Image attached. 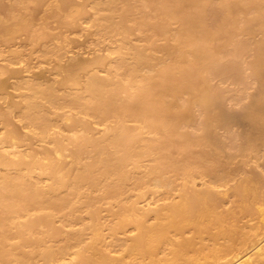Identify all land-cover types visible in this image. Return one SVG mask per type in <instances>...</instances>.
Listing matches in <instances>:
<instances>
[{
	"label": "bare ground",
	"instance_id": "bare-ground-1",
	"mask_svg": "<svg viewBox=\"0 0 264 264\" xmlns=\"http://www.w3.org/2000/svg\"><path fill=\"white\" fill-rule=\"evenodd\" d=\"M68 1L62 0V4ZM87 1L97 9L108 10L104 17L108 20L110 28L126 32L130 31L126 20L132 17L135 9H141L140 17L132 18L137 27L144 29L152 26L157 33L170 34L164 44H154L165 56L159 59L161 66L157 74L148 72L140 75L141 67L149 64L153 57L147 54L146 48L132 45L125 36L123 44L112 50L121 55L117 68H122L131 80L127 83L121 78H116L115 73H110L107 77L92 74L87 79L85 93L70 98L71 103L87 114L100 119L109 116L117 118V124L111 131L97 139L90 135H75L73 140L77 144V150L73 157L76 161L90 145L98 147L100 153L73 181L57 179L45 190L25 180L22 174L0 176V227H3L0 230V261L3 262L16 261L19 264H27L31 260L30 256L35 251L26 250L24 246L42 241L38 236H34L39 225H48L46 236L59 232L51 226V212L39 213L35 220L29 221L18 230L21 243L18 246L9 245L6 229L9 222H4L3 211L20 213L33 208H62L71 196L79 193L83 183H89L91 179L96 178L93 175L95 166L99 169L97 175L104 174L122 179L121 175L127 173L125 165L128 162L131 161L137 166L139 157L153 155L155 165L148 169L147 176L155 184L168 187L170 181L157 169L165 170L166 163L163 160L171 157L172 151L176 149L179 153L186 151L187 156L176 159L170 166L177 170H187L189 173L199 169L198 174L205 173L222 179L223 176L217 173L216 169L221 156L217 151L221 150V138L216 128L227 125L229 116L219 93L210 86L208 72L219 63L226 51V42L240 35L250 39L251 44L253 42V58L249 67L253 77L260 82V90L245 106L244 113V118L255 131V135L242 140L239 147L242 152L252 151L264 142V11L261 0H139L140 4L128 1L129 5L124 10L116 8L119 0ZM215 1L218 2L220 18L216 25L211 26L207 22L208 7ZM149 7L156 13H148ZM77 11L80 15L85 13L84 9ZM252 12L255 13L251 14ZM19 22L23 26L27 24L25 21ZM174 22L179 25L172 29ZM21 23L16 26L20 27ZM2 24L4 21L0 18V25ZM2 29H5L7 34L17 30L11 26ZM258 31L263 36L255 40ZM146 38L150 43H154L152 36L146 35ZM131 51L134 55L133 63H129L124 56ZM6 68L0 66V73L7 71ZM12 72L15 76L18 73L17 70ZM72 72H69L70 76ZM136 76L139 78L135 82L132 79ZM28 88L31 92L25 95L26 104L23 105L21 115L42 135H46L49 119L39 99L54 101L59 95L55 93L53 85L44 87L40 83H32ZM120 89L128 91L126 98H120ZM5 92L6 87L3 84L0 86V93ZM197 106L202 113L200 132L184 130L185 126L190 124L187 121L193 116V108ZM126 116L140 120L143 128L157 130L158 137L151 139L145 137L141 129L128 127L123 120ZM79 120L75 123L85 124ZM83 126L86 130L89 129L88 125ZM10 136L17 138V130L11 131ZM58 146L59 149L66 147L63 143H58ZM1 152L0 164L21 163V159H10L8 153ZM48 152L51 154L48 150L45 160L40 164L55 171L59 165L53 162V156ZM38 161L41 160L34 159V162ZM256 180L245 179L236 189L243 203L242 208L247 213L257 211L254 204L262 205L258 208L260 222L249 225L247 230L237 231L232 225L225 226L229 215L217 209L215 185L205 190L189 191L186 188L177 201L163 206L141 209L134 204L130 208L135 217L123 216L120 225L112 230L116 232L125 221L133 223L139 233L128 246L129 254L147 258L150 264H264V179ZM109 182V188L112 187L111 191H114L115 184L113 181ZM64 186H67L65 195H54ZM151 216L156 220L149 223ZM190 229L193 235L184 237L183 234ZM204 233H208L215 240L221 235L226 242L219 245L205 244L201 241ZM97 240L78 253L80 259L75 264H131L126 259L127 254L115 257L108 252L107 246L105 250L98 246ZM165 245L170 246L167 255L159 256ZM67 247L68 245L61 246L56 251L52 244H47L40 246L37 252L45 261L50 262L57 260V256L59 259L63 255V258ZM247 251L248 253L244 254Z\"/></svg>",
	"mask_w": 264,
	"mask_h": 264
},
{
	"label": "rangeland",
	"instance_id": "rangeland-1",
	"mask_svg": "<svg viewBox=\"0 0 264 264\" xmlns=\"http://www.w3.org/2000/svg\"><path fill=\"white\" fill-rule=\"evenodd\" d=\"M128 1L141 3L139 0H119L116 8L124 10L129 5ZM261 1L264 11V0ZM62 3V0H0V18L4 21L3 26L0 25V66L7 67V71L0 73V86L4 84L6 87L5 94L0 93V151L8 153L10 159H21L19 164H0V176L22 174L25 180L45 190L57 179L73 181L100 153L98 147L90 145L76 161L73 157L77 150V144L73 140L75 135H90L97 139L109 133L108 131L117 124L115 116L100 119L81 111L70 102V98L85 93L87 79L92 74L107 77L110 73H115L116 78H121L127 83L131 80L122 68H117L121 55L112 50L123 44L125 36L132 45L146 48L147 54L153 57L149 64L141 67L139 74H157L161 66L159 59L164 57L165 53L157 50L154 44H164L170 36L155 32L152 26L144 29L137 27L132 18L140 17L141 9H135L132 17L126 20L130 29L126 32L109 27V22L104 17L108 12L106 8L97 9L87 0H69L64 5ZM217 3L215 1L208 7L207 22L211 26L216 25L220 18ZM79 9H84L85 13H76ZM147 11L152 15L156 13L152 7L147 8ZM19 21H25L26 26ZM18 23H21V28L16 26ZM178 25V22H174L172 29ZM7 26L16 27L17 30L7 34L6 30L2 29ZM146 35L152 36L154 43H150ZM262 36L258 31L255 40ZM226 45V51L219 63L208 72L210 86L219 93L229 116L227 125L216 128L221 138V150L217 149L221 155L218 160L220 164L216 169L223 178L217 179L214 175L205 173L198 174L199 169L189 173L187 170H177L170 166L176 159L187 156L186 151L179 153L176 149H173L171 157L163 160L166 163L165 170L157 169L170 181L168 187L155 184L147 176L148 169L155 165L153 155L139 157L137 166L131 161L128 162L125 165L127 173L121 175L122 179L104 174L97 175L99 169L95 166L93 175L96 178L91 179L89 183H83L79 193L71 196L62 208H33L20 213L3 211L4 222H9L8 228L6 227L9 235L7 243L13 246L21 243L18 230L26 223L35 220L39 213H52L51 226L59 232L46 236L48 225H39L34 236H38L42 241L24 246L26 250L35 251L27 264L78 263V253L97 239L98 246L103 250L107 246L108 252L115 257L127 254L126 259L131 264H150L147 258L129 254L128 246L139 233L133 223L125 221L116 232L112 228L120 225L123 216L135 217L130 208L132 205L137 204L141 209H147L170 204L177 201L186 188L189 191L205 190L215 185L217 209L229 215L225 226L232 225L237 231H243L247 230L249 225L260 222L258 208L262 205L254 204L257 211L247 213L243 210V203L236 192L238 185L245 179H264V142L252 151L242 152L239 147L242 140L255 135V131L244 118L245 106L260 90V82L253 77L249 67L253 58V42L251 44L250 39L240 35L226 42ZM124 56L129 63H133V51ZM15 70L18 71L16 76L12 72ZM70 71H73V77L69 75ZM138 78L136 76L132 80L136 82ZM32 83H40L44 87L53 85L55 93L59 95L54 101L39 99L49 119L46 135H42L21 115L23 105L26 104L25 95L31 92L28 85ZM119 96L121 99L126 98L128 91L120 89ZM192 111L193 116L187 121L190 124L186 125L184 130L199 133L202 113L198 106ZM79 119L82 121L80 123L88 125V130L83 126L85 124L75 123ZM123 120L128 127L141 129L145 137L156 139L159 135L157 130L143 128L140 120L128 116ZM13 130L18 132L15 139L10 136ZM58 143H63L66 147L59 149ZM48 150L51 151V154L48 153L53 156V162L59 165L55 171L40 164L45 160ZM34 159L41 161L34 162ZM109 181L115 184L114 191H111L112 187L109 188ZM66 191L67 186H64L54 195L63 196ZM155 220L156 218L151 216L148 222ZM1 229L3 227H0ZM192 235L191 229L183 234L184 237ZM202 237L201 241L205 244L219 245L226 242L221 235L215 237L216 240L208 233H204ZM47 244H52L56 251L61 246L68 245L64 257L62 258V255L58 259L57 256V260L45 261L37 250ZM169 249L170 246L165 245L159 256L167 255ZM247 253L248 251L244 252ZM0 264L19 263L0 261Z\"/></svg>",
	"mask_w": 264,
	"mask_h": 264
}]
</instances>
